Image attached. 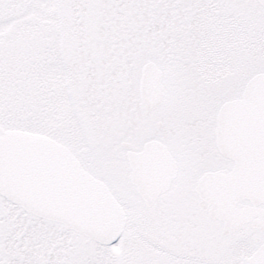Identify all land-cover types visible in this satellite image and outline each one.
Segmentation results:
<instances>
[{"label": "snow or ice", "instance_id": "6c2138e0", "mask_svg": "<svg viewBox=\"0 0 264 264\" xmlns=\"http://www.w3.org/2000/svg\"><path fill=\"white\" fill-rule=\"evenodd\" d=\"M0 264H264V0H0Z\"/></svg>", "mask_w": 264, "mask_h": 264}]
</instances>
